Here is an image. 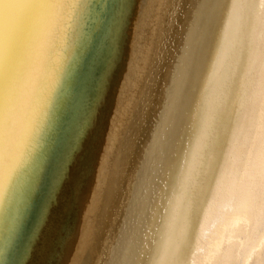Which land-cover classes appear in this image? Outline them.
I'll return each mask as SVG.
<instances>
[{
	"label": "bare ground",
	"instance_id": "6f19581e",
	"mask_svg": "<svg viewBox=\"0 0 264 264\" xmlns=\"http://www.w3.org/2000/svg\"><path fill=\"white\" fill-rule=\"evenodd\" d=\"M263 221L264 0H0V264H264Z\"/></svg>",
	"mask_w": 264,
	"mask_h": 264
},
{
	"label": "rangeland",
	"instance_id": "374dc122",
	"mask_svg": "<svg viewBox=\"0 0 264 264\" xmlns=\"http://www.w3.org/2000/svg\"><path fill=\"white\" fill-rule=\"evenodd\" d=\"M147 71H148V70H147ZM146 77H147V78L149 77V75H147V73H145V78H146ZM148 84H150V82H149ZM146 112H147V110L145 111V113H146ZM233 192H234V191H232V194H233ZM232 194H231V195H232ZM235 194H236V193L234 192L233 195H235ZM233 195H232L231 197H234V199L232 198V199L230 200L231 197L229 198V201H230V203L232 204V205H231V204L229 205V209H228L229 211L232 210L233 200L236 199V196H233ZM229 201H228V202H229ZM234 202H235V201H234ZM230 207H231V208H230ZM230 209H231V210H230ZM219 217H220V216H217V218H215V219H217V221H218V220H220V219H218ZM223 220H224V219H223ZM220 222H221V221H220ZM263 223H264V221H263ZM221 224H222V223H221ZM218 225H220V223H218ZM261 227H262V225L259 226V229H261ZM210 228H211V229H210ZM210 228H209V229L211 230V232H214V233H211L209 230L206 231V232H205V236H204V240H205V242H207V240L205 239L206 237H208V236H214V235L218 234L216 230L213 231V229H212L213 227H210ZM207 232H208V233H207ZM209 232H210L211 234H210ZM225 232H226V231H225ZM206 234H207V236H206ZM212 234H213V235H212ZM216 236H217V235H216ZM208 238H209V237H208ZM205 245H207V244H204V246H205ZM203 248H204V247H203ZM254 248H255V247H254ZM241 251H243V248H242V247H241Z\"/></svg>",
	"mask_w": 264,
	"mask_h": 264
}]
</instances>
